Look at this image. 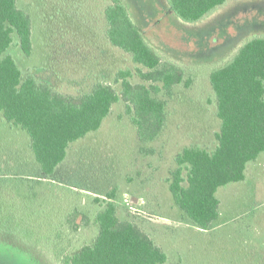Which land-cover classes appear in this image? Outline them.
Returning a JSON list of instances; mask_svg holds the SVG:
<instances>
[{"label":"rangeland","instance_id":"1","mask_svg":"<svg viewBox=\"0 0 264 264\" xmlns=\"http://www.w3.org/2000/svg\"><path fill=\"white\" fill-rule=\"evenodd\" d=\"M123 1L162 59L184 68L171 96L154 94L166 102L165 125L155 140L141 143L119 100L97 130L70 143L46 178L26 132L0 113V264H61L62 255L96 236L94 218L110 192L118 217L148 234L168 264H208L213 255L214 264H264V151L246 164L244 180L217 189L221 216L206 230L183 216L166 181L184 147L214 148L220 119L209 72L246 40L264 35V0H229L196 23L178 19L165 0ZM109 2L17 0L32 19L33 50L9 52L24 72L72 96L97 80L112 82L118 69L129 68L132 82L148 85L135 73L142 66L105 37Z\"/></svg>","mask_w":264,"mask_h":264},{"label":"trees","instance_id":"2","mask_svg":"<svg viewBox=\"0 0 264 264\" xmlns=\"http://www.w3.org/2000/svg\"><path fill=\"white\" fill-rule=\"evenodd\" d=\"M165 1L178 19L196 23L229 0ZM103 17L108 43L145 68L136 67L135 73L149 84L132 82L129 68L118 69L112 82L97 80L88 91L72 96L22 70L9 49L18 46L24 55L32 53V19L17 0H0V113L11 126L26 132L36 165L46 178L65 159L70 143L97 130L119 100L139 141L155 140L167 112L165 100L154 94L163 90L169 97L173 86L184 80V68L162 59L123 0H110ZM209 82L220 119L216 144L212 150L199 144L184 147L166 178L183 216L202 230L219 217L217 189L244 180L246 164L264 151V35L246 40L228 61L212 68ZM118 83L120 90L115 88ZM108 197L94 218L96 236L76 252L62 255L60 263L168 264L167 254L148 234L118 217L114 193Z\"/></svg>","mask_w":264,"mask_h":264},{"label":"crops","instance_id":"3","mask_svg":"<svg viewBox=\"0 0 264 264\" xmlns=\"http://www.w3.org/2000/svg\"><path fill=\"white\" fill-rule=\"evenodd\" d=\"M215 194H216V197L219 199V208H220V207H221V198L217 196V191H216ZM220 216H221V212H220V209H219V217H218V219L220 218ZM213 256H214V255H213ZM213 256H212V258H211L210 261H209V260L207 261L208 264H214ZM200 259H201V258H200ZM200 259H199V261H201ZM201 262H202V261H201ZM219 263H220V262H219ZM216 264H218V261H217Z\"/></svg>","mask_w":264,"mask_h":264}]
</instances>
